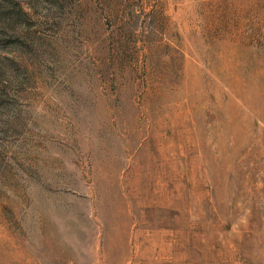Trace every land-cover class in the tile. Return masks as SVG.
Instances as JSON below:
<instances>
[{"label": "rangeland", "instance_id": "374dc122", "mask_svg": "<svg viewBox=\"0 0 264 264\" xmlns=\"http://www.w3.org/2000/svg\"><path fill=\"white\" fill-rule=\"evenodd\" d=\"M0 264H264V0H0Z\"/></svg>", "mask_w": 264, "mask_h": 264}]
</instances>
